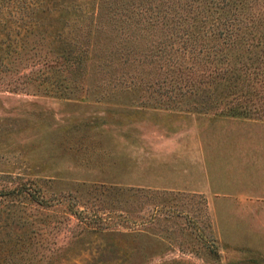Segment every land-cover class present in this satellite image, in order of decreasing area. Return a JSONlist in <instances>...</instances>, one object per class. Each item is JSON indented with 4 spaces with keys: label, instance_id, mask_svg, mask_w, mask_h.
Segmentation results:
<instances>
[{
    "label": "rangeland",
    "instance_id": "1",
    "mask_svg": "<svg viewBox=\"0 0 264 264\" xmlns=\"http://www.w3.org/2000/svg\"><path fill=\"white\" fill-rule=\"evenodd\" d=\"M158 65L0 79V264H264V116Z\"/></svg>",
    "mask_w": 264,
    "mask_h": 264
},
{
    "label": "trees",
    "instance_id": "2",
    "mask_svg": "<svg viewBox=\"0 0 264 264\" xmlns=\"http://www.w3.org/2000/svg\"><path fill=\"white\" fill-rule=\"evenodd\" d=\"M39 59L58 97L83 71L133 88L143 79L116 65L158 62L180 95L264 116V0H0V79H34L19 68Z\"/></svg>",
    "mask_w": 264,
    "mask_h": 264
}]
</instances>
